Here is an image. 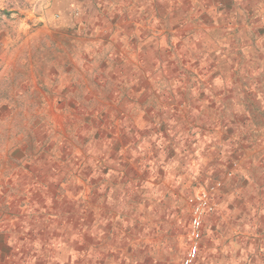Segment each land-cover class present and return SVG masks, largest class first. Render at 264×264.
<instances>
[{
  "label": "rangeland",
  "instance_id": "obj_1",
  "mask_svg": "<svg viewBox=\"0 0 264 264\" xmlns=\"http://www.w3.org/2000/svg\"><path fill=\"white\" fill-rule=\"evenodd\" d=\"M106 1L0 0V233L23 241L39 232L32 264H64L69 242L73 264H183L186 197L221 180L191 264H264V128L247 156L239 128L251 125L248 114L240 105L215 111L219 128L237 130L218 132L228 137L215 146L223 163L182 174L169 163L184 144L176 138L194 141L202 126L169 106L164 84L189 66L197 77L214 47L234 44L206 20L252 4L263 21V0ZM116 93L124 100L108 101ZM199 93L195 85V106Z\"/></svg>",
  "mask_w": 264,
  "mask_h": 264
},
{
  "label": "crops",
  "instance_id": "obj_2",
  "mask_svg": "<svg viewBox=\"0 0 264 264\" xmlns=\"http://www.w3.org/2000/svg\"><path fill=\"white\" fill-rule=\"evenodd\" d=\"M259 2L260 1L258 0V3ZM105 4L111 6L112 1L107 0ZM252 6V4L249 6H237L236 9L229 15L227 14L226 17L219 15L217 18L212 17L205 21V24L207 23L209 26L213 25L215 27L218 24V29L213 30V35L217 36V39L232 37L234 39V44L232 43L228 46L220 44L219 46L217 45L214 47L213 49H215V53L212 54L215 55V57H213L208 64H205L204 62L200 63L197 68V77L193 78L192 72H189L191 69L189 66L187 69L183 70L184 72L179 74L180 79L168 76L164 79V84L167 86L166 91L169 93L173 91V94H169V97L166 98L169 106L179 105L184 108L186 113H183L182 111L180 116L184 119H195L199 122V125L202 126L201 132H199L200 136L194 139V141L191 139L192 136L189 140H185L182 135H178L176 138L177 141L184 144L179 143V146L175 148V155L172 156L169 163L177 166L179 172L182 174L188 175L191 174L190 172L194 173L197 168H199V171L204 172L208 168V165L219 166L223 163L221 161L223 157L215 152V146L219 145V141H223L221 138L228 137L226 135L220 137L218 132L234 134L233 132H236L237 130L228 131L225 127L222 129L221 127L219 128V118L217 114L222 111L230 112L232 109L229 107L232 105H240V107H242L248 114L247 117L251 120V125L249 126L250 129L239 128V135L242 134L240 140L244 145L243 148L245 152H248L246 155L248 156L255 151L256 143H254L252 139L260 128H264L255 122L256 118L260 117L263 119L262 123L264 124V96L262 95L264 92V77H262L264 76V17H260L263 21H258V15L255 13V8ZM254 6L258 7L259 4ZM203 19H205L204 16H202V20ZM207 27L208 26L205 28ZM208 30L211 29L203 30V33L206 36L209 34ZM240 30H243L242 34L240 33L242 32ZM233 31H235L234 35L232 34ZM124 33L122 32L120 36L122 35L124 37ZM228 33H230V35H225ZM122 36L120 38H122ZM117 51L118 50L116 49L115 52ZM221 70H228V77H225L224 74L221 73ZM152 81L154 83V80ZM195 85L198 86L200 92L196 100L201 102V106L194 105L193 92ZM178 88L180 89L179 93H177ZM211 89H213V91H210ZM258 89L261 90L260 99L262 105V108L260 107L258 110L259 114L257 111H253V107L258 104L256 101L252 100V96L255 95L254 91H258ZM121 98L124 100L125 97H121L120 94L116 93V95L109 97L108 101H118ZM209 103H213V106H210ZM205 104H207V109L205 108ZM220 104L222 105L221 107L219 106ZM210 111H214V113L216 111L217 114H210ZM168 112H164V114L160 116V119L164 120V122H167V120H169L168 118L172 115ZM195 112L199 115L190 117ZM225 116L230 117L232 115L228 114ZM187 142L188 146L186 147L185 144ZM177 158L181 159L176 160ZM260 162L257 163V165L264 171V160L261 163ZM236 165L237 163L233 162L232 168L230 167L229 170L234 169ZM246 165L251 166L252 163L248 162ZM257 185H259L260 192L264 196V179ZM253 190L256 192L255 189ZM40 227L43 226L39 224L35 225L36 231H38ZM21 229L25 232L26 229H29L26 221L24 227H20V230ZM32 239L28 240L24 238V240L21 241V239L16 240L12 234L0 233V264H32V261L34 262L35 259L30 256V254H32L31 249L37 250V247L43 244L41 243L42 239L39 232L37 233L36 238L34 237ZM15 242H18L19 244L15 246ZM260 244V250L264 253V238L261 239ZM73 245H75V242ZM67 247L68 249L67 251H64V253L67 252L68 256H63L66 260L64 264H73L74 258H76V253L74 249H71L70 242ZM61 248H63V245H60V250ZM58 260L59 258L57 261Z\"/></svg>",
  "mask_w": 264,
  "mask_h": 264
},
{
  "label": "built area",
  "instance_id": "obj_3",
  "mask_svg": "<svg viewBox=\"0 0 264 264\" xmlns=\"http://www.w3.org/2000/svg\"><path fill=\"white\" fill-rule=\"evenodd\" d=\"M77 14V12H76ZM231 171L228 170L229 176ZM222 186L221 180H216L207 186L197 188L194 192L186 197L189 208V227L188 236L189 244L186 250L183 264H191L196 260L200 243L203 237L204 222L206 217L213 213L216 209V201L214 195Z\"/></svg>",
  "mask_w": 264,
  "mask_h": 264
}]
</instances>
